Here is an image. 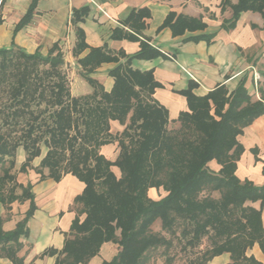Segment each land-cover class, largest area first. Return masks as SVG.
Masks as SVG:
<instances>
[{
	"label": "trees",
	"instance_id": "1",
	"mask_svg": "<svg viewBox=\"0 0 264 264\" xmlns=\"http://www.w3.org/2000/svg\"><path fill=\"white\" fill-rule=\"evenodd\" d=\"M33 5L14 33L31 21ZM219 8L221 13L231 12L223 20L226 30L234 27L241 14L252 12L260 15L259 29L264 33V0H220ZM148 15L146 9L133 10L125 24L140 32ZM181 23L190 30L205 26L194 18H181ZM75 34L73 56L78 58L87 46L82 30L75 27ZM113 37L136 39L119 32ZM201 38L209 41L211 36L194 40ZM54 48L46 56L39 50L27 53L13 43L0 48V93L8 96L0 108L1 125L7 128L0 130V206L4 210L0 258L23 264L29 250L21 240L28 237L27 224L36 210L32 182H18L11 173L21 147L25 153L21 173L34 172L38 181L55 182L72 175L84 185L73 200L74 218L62 249L40 255L56 256L54 264H89L104 243L117 245L118 252L102 264H149L150 253L160 248L164 264H174L170 255L174 241L180 252L188 254L184 264H207L224 253L229 254V264H264L246 255L254 244L264 247V184L240 181L235 174L244 151L237 137L264 115V88L259 89V100L253 101L245 80L231 93L218 86L202 97L193 94L196 85L191 83L180 92L188 110L170 121L167 110L153 99L155 89L161 87L153 71L131 67L133 60L160 57L157 49L145 42L133 55L90 49L76 62L78 74L92 91L73 97L63 66L51 64ZM105 63L117 64L108 71L113 79L109 92L91 76ZM115 121L123 127L117 133L111 130ZM40 143L47 150L38 166L32 167L41 155ZM107 145L118 150L113 161L101 152ZM253 154L257 160L256 149ZM211 161L219 166L217 172L208 167ZM150 189L162 190L164 195L152 199ZM256 202L259 208L252 206ZM14 203L27 208L13 229L4 230L15 216ZM156 223H160L158 232L153 230Z\"/></svg>",
	"mask_w": 264,
	"mask_h": 264
},
{
	"label": "crops",
	"instance_id": "2",
	"mask_svg": "<svg viewBox=\"0 0 264 264\" xmlns=\"http://www.w3.org/2000/svg\"><path fill=\"white\" fill-rule=\"evenodd\" d=\"M32 3L31 21L14 33L15 26ZM219 4L220 0H5L0 7V48H9L13 43L27 53L39 50L46 56L55 46L53 56L61 54V59L69 63V69H73L71 72L78 73L80 68L76 60L84 57L90 49L105 48L114 55L121 51L133 55L138 52L139 43L145 42L157 49L161 56L152 60H133L131 67L141 72L153 71L155 81L161 84L160 88L155 89L153 99L167 110L169 120L175 121L180 112L188 110L186 99L180 92L191 83L196 85L193 94L202 97L218 86H224L231 93L245 80L244 86L253 101L259 100V89L264 88V33L259 29L261 25L249 20L247 12L241 14L233 28L226 30L223 20L229 19L231 12L228 9L229 17H225L226 11L221 13ZM139 9H146L149 15L143 19L144 28L134 32L125 21L133 10ZM181 18L199 19L205 26L190 30L181 23ZM75 27L82 30L87 46L78 58L73 56L77 41ZM118 32L120 36L129 34L136 39L114 38ZM200 36L211 38L209 41L206 38L194 40ZM120 62L124 60L120 59ZM116 65L102 64L91 75L107 92L113 85L108 71ZM84 82L78 86L82 93L73 94L71 90L72 96L91 92ZM122 129L118 122L111 123L113 133ZM237 140L244 151L237 162L236 176L240 181L248 180L255 186H262L264 115L244 128ZM254 149L257 150V160ZM115 150L114 145H107L101 152L113 161ZM39 161L35 164L32 162V165L37 167ZM208 167L214 172L219 170L215 161H211ZM112 171L119 174L116 168H112ZM28 180L32 182L31 192L36 210L27 224L28 237L21 240L29 246L23 264H54L56 256L40 255L48 249L57 252L62 249L74 218L73 200L84 185L72 175H65L58 182L50 178L38 181L37 175L31 172ZM148 195L158 199L164 192L150 189ZM252 206L259 208V202ZM2 213L0 206V215ZM19 219L13 216L4 224V230L13 229ZM261 219L264 225V206ZM117 252V245L104 243L89 264L110 261ZM246 255L264 263V247L258 244L248 249ZM229 263V254L224 253L207 264ZM0 264L11 263L0 258Z\"/></svg>",
	"mask_w": 264,
	"mask_h": 264
},
{
	"label": "rangeland",
	"instance_id": "3",
	"mask_svg": "<svg viewBox=\"0 0 264 264\" xmlns=\"http://www.w3.org/2000/svg\"><path fill=\"white\" fill-rule=\"evenodd\" d=\"M234 1L235 0H233V2ZM248 14L250 15L249 20H251L253 22H257L259 25L262 26V20H261V17H260L259 14L252 13V12H248ZM224 16L225 17H229V10L228 9L226 10V13H225ZM263 53H264V47H263ZM62 71L66 74L71 95H72V91L71 90H73V94L82 93L81 92L82 89L80 87L78 88L79 84L81 85L83 83V79L81 80V77L79 78L80 75L78 73H76V72H71V71H73V69H69V66L68 67L63 66ZM74 88H78V89L74 90ZM90 90H91V88H90ZM84 95H86V94H84ZM79 96H82V95H79ZM73 97H78V96H73ZM7 99H8V96L6 94L0 93V108H1L2 104L7 101ZM0 130L1 131L7 130L6 127L1 125V116H0ZM40 149H41V155L38 158H36V159H34L32 161L33 164L37 163V161H39L40 158L42 159V157L46 153L47 148L44 146L43 143H40ZM114 154H115V158H116V156L118 154V150H115ZM24 159H25V153H24L23 149L21 147H19L16 150V153H15V156H14L15 166L12 169L11 173L15 176L16 181L21 182V183L27 182L28 181V177H29V175L31 173V172L21 173L19 171L20 165L23 163ZM32 167H34V166L32 165ZM43 173L45 175H47L48 171L45 169V170H43ZM19 192H20V190H17V193H19ZM26 208H27V206H25L24 204L14 203L13 206H12V213L15 216H18L20 218ZM2 211H4L3 208H2ZM4 215H5V213H4ZM153 230L155 232L160 231V223H156L153 226ZM177 231L179 232V230H177ZM166 237H168V235ZM161 251H162V248H160L158 250H155V251H152L150 253V258L151 259H150V263L149 264H164V256L161 254ZM170 255H174V264H184L187 261V258H188V254L182 253V252L179 251V245L176 244V241H174V248L170 252Z\"/></svg>",
	"mask_w": 264,
	"mask_h": 264
},
{
	"label": "water",
	"instance_id": "4",
	"mask_svg": "<svg viewBox=\"0 0 264 264\" xmlns=\"http://www.w3.org/2000/svg\"><path fill=\"white\" fill-rule=\"evenodd\" d=\"M51 64H53V65H59V66H66V67L69 66V63L68 62L64 61L61 58H57V57H52L51 58Z\"/></svg>",
	"mask_w": 264,
	"mask_h": 264
},
{
	"label": "built area",
	"instance_id": "5",
	"mask_svg": "<svg viewBox=\"0 0 264 264\" xmlns=\"http://www.w3.org/2000/svg\"><path fill=\"white\" fill-rule=\"evenodd\" d=\"M5 0H0V7L2 6V4L4 3Z\"/></svg>",
	"mask_w": 264,
	"mask_h": 264
}]
</instances>
